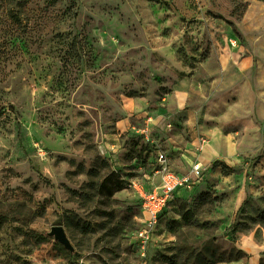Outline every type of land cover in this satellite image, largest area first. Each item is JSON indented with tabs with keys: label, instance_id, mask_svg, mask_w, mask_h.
I'll list each match as a JSON object with an SVG mask.
<instances>
[{
	"label": "rangeland",
	"instance_id": "1",
	"mask_svg": "<svg viewBox=\"0 0 264 264\" xmlns=\"http://www.w3.org/2000/svg\"><path fill=\"white\" fill-rule=\"evenodd\" d=\"M0 112V264H264V0H0Z\"/></svg>",
	"mask_w": 264,
	"mask_h": 264
},
{
	"label": "built area",
	"instance_id": "2",
	"mask_svg": "<svg viewBox=\"0 0 264 264\" xmlns=\"http://www.w3.org/2000/svg\"><path fill=\"white\" fill-rule=\"evenodd\" d=\"M202 166L196 164L187 175H177L171 172L163 174L161 185L152 192L141 191V205L144 214L143 228L137 232L136 241L139 254L145 257L162 211L180 191H192L201 182Z\"/></svg>",
	"mask_w": 264,
	"mask_h": 264
},
{
	"label": "water",
	"instance_id": "3",
	"mask_svg": "<svg viewBox=\"0 0 264 264\" xmlns=\"http://www.w3.org/2000/svg\"><path fill=\"white\" fill-rule=\"evenodd\" d=\"M49 237H52L54 241L60 243L62 246H64L65 249H67L69 252H73V248L70 244V241L68 240L66 233L61 226H53L50 229V232L48 233Z\"/></svg>",
	"mask_w": 264,
	"mask_h": 264
},
{
	"label": "trees",
	"instance_id": "4",
	"mask_svg": "<svg viewBox=\"0 0 264 264\" xmlns=\"http://www.w3.org/2000/svg\"><path fill=\"white\" fill-rule=\"evenodd\" d=\"M0 115H1V112H0ZM110 180L112 181V184L111 182H109ZM107 183L110 184V187L108 188L106 192L107 196H112L116 192L121 191L123 189L122 181L119 179H115L113 176H109L108 178H106L104 184H107Z\"/></svg>",
	"mask_w": 264,
	"mask_h": 264
}]
</instances>
